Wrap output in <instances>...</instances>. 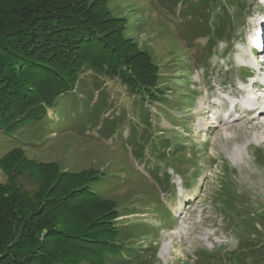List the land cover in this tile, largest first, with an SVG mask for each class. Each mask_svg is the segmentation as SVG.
<instances>
[{"label": "rangeland", "instance_id": "374dc122", "mask_svg": "<svg viewBox=\"0 0 264 264\" xmlns=\"http://www.w3.org/2000/svg\"><path fill=\"white\" fill-rule=\"evenodd\" d=\"M108 7L155 56L165 97L144 102L119 81L84 72L37 124L11 134L0 126V158L20 148L65 171L102 172L107 184L99 190L123 215L126 255L110 264H264V142L214 118L251 117L229 118L221 106L252 73L243 64L252 61L264 0H109ZM18 182L38 186L28 174Z\"/></svg>", "mask_w": 264, "mask_h": 264}, {"label": "trees", "instance_id": "16d2710c", "mask_svg": "<svg viewBox=\"0 0 264 264\" xmlns=\"http://www.w3.org/2000/svg\"><path fill=\"white\" fill-rule=\"evenodd\" d=\"M108 1L0 0V126L7 133L46 118L87 71L119 81L138 100L165 97L155 56L127 36L126 20L111 14ZM230 23L229 15L216 40L224 42ZM0 168V264H110L126 255L118 239L123 215L99 190L107 184L102 172L65 171L20 148L0 158ZM23 174L36 189L18 182Z\"/></svg>", "mask_w": 264, "mask_h": 264}, {"label": "bare ground", "instance_id": "6f19581e", "mask_svg": "<svg viewBox=\"0 0 264 264\" xmlns=\"http://www.w3.org/2000/svg\"><path fill=\"white\" fill-rule=\"evenodd\" d=\"M262 26V27H261ZM260 27V28H259ZM255 29H259V34H256L254 37V40L257 42V45L255 48H253V51L256 53H261L264 51V22L260 23V25L255 26ZM252 40V39H251ZM253 40V41H254ZM250 42V41H249ZM255 44V43H254ZM252 46V45H250ZM253 47V46H252ZM251 60V59H250ZM261 61V60H259ZM248 65L252 66V73L258 74V76H264V73H262L261 68L257 67V62L255 60L247 61ZM264 68V66H262ZM257 72V73H256ZM244 84L247 83L246 80L243 81ZM253 90L251 92H247L244 89H238L235 90L232 93L233 99H235V102L228 103L227 105H224V107L227 108L229 111L228 117H233L235 114H250V118L243 121L241 116H238L237 119H234L233 121L226 120V118L223 115L215 114V119H220L218 127L224 126L227 128H234L236 131L239 128H244L249 131H256L260 136V142H264V79H262L261 83L253 84L251 85ZM226 90V89H224ZM252 102H256V107L254 109L248 108L249 105H251ZM230 104V105H229ZM219 106V105H218ZM242 120V121H240ZM205 125V122L202 121V126ZM236 157L242 158L241 152H235ZM163 255H171V252L169 251V248L164 246L162 250Z\"/></svg>", "mask_w": 264, "mask_h": 264}]
</instances>
